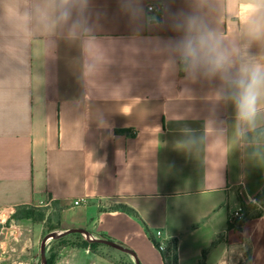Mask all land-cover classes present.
Instances as JSON below:
<instances>
[{"label": "crops", "instance_id": "0c3cea01", "mask_svg": "<svg viewBox=\"0 0 264 264\" xmlns=\"http://www.w3.org/2000/svg\"><path fill=\"white\" fill-rule=\"evenodd\" d=\"M149 1L162 3L163 19L146 12ZM141 3L146 15L133 22L122 0H90L99 47L86 52L34 21L25 27L18 16L34 14V0H0V212L53 202L58 233L83 228L135 254L73 245V233L55 239L66 242L55 264H264V207L229 228L264 187V142L237 146L219 81L168 70L164 45L180 36L172 16L189 0ZM244 12L243 0H229L219 16L226 40L237 38ZM210 122L223 138L209 125L199 149H185L184 130L203 137ZM149 234L172 245L171 257Z\"/></svg>", "mask_w": 264, "mask_h": 264}, {"label": "clouds", "instance_id": "9594fccd", "mask_svg": "<svg viewBox=\"0 0 264 264\" xmlns=\"http://www.w3.org/2000/svg\"><path fill=\"white\" fill-rule=\"evenodd\" d=\"M229 0H189L190 10L173 14L172 25L178 39L164 45L168 70L183 71L187 78L219 81L215 96L234 109L232 136L243 148L249 137L264 128V52L253 54L256 45L264 49V0H243L245 12L236 39L226 40L219 16L225 14ZM90 0H34V14L18 18L25 27L34 21L35 29L45 36L66 35L81 41L88 52L98 48L93 35L97 24L89 11ZM123 10L135 22L146 15L141 0H122ZM154 19V18H150ZM212 128L213 138L226 131L215 122L206 125L203 137L185 129L184 148L198 150Z\"/></svg>", "mask_w": 264, "mask_h": 264}, {"label": "rangeland", "instance_id": "374dc122", "mask_svg": "<svg viewBox=\"0 0 264 264\" xmlns=\"http://www.w3.org/2000/svg\"><path fill=\"white\" fill-rule=\"evenodd\" d=\"M256 205L257 209L250 214L260 210L264 201ZM25 211L35 215L45 213L50 218L49 225L56 224V204L53 202L48 207L34 205L28 209L14 208L0 212V264H43L41 241L46 234L58 231L50 230L46 226L39 230L31 220L19 218ZM62 244L53 238L49 239L46 244V258L53 257L55 249Z\"/></svg>", "mask_w": 264, "mask_h": 264}, {"label": "trees", "instance_id": "16d2710c", "mask_svg": "<svg viewBox=\"0 0 264 264\" xmlns=\"http://www.w3.org/2000/svg\"><path fill=\"white\" fill-rule=\"evenodd\" d=\"M249 140L264 142V128L259 130V134L256 137L253 138L250 136ZM262 201H264V187L256 195L254 203L247 205L246 203L241 202V216L237 217V218L230 219L229 228L230 229H241L245 220L251 215L250 213L252 211H254L255 209H257L256 204L259 202H262ZM54 204H56V203H54ZM30 207L31 206H29V205H25V206H20V207H16V208L17 209H28ZM263 207L264 206H262V208L260 210H258L257 212L253 213V215H259L262 212ZM110 209L122 210L124 212H128V213H131L134 215L137 214L133 209H131L130 207H128L126 205H114V206L110 207ZM59 211H60V208L56 204V212L57 213H56V224H55V226L49 225L50 218L45 213H40L38 215H35V214L31 213L30 211H25L23 213V215L19 218L31 220L33 223H43V225L46 226L47 228H49L50 230H54V229H57V223L59 220ZM47 223H48V225H46ZM74 235L79 237V241L77 243H72L73 245L80 246V247H90L92 249V248H94L100 244L98 242H88L86 240H83L81 234H79V233H75ZM149 236H150L151 240L154 242L155 246L159 249V242H157L150 234H149ZM101 238L107 239V237L103 236V235L101 236ZM60 241L63 244L66 243V242H63L62 239H60ZM214 245H215V243H214ZM172 250H173V248H172L171 244L166 245V248L164 250H160L162 258L165 259L167 257H171L170 255H171ZM54 254L55 255L53 257H47V264H55L57 255H56V253H54ZM205 255H206V251L203 252V256H205ZM173 259H174V257H173Z\"/></svg>", "mask_w": 264, "mask_h": 264}, {"label": "water", "instance_id": "95a60500", "mask_svg": "<svg viewBox=\"0 0 264 264\" xmlns=\"http://www.w3.org/2000/svg\"><path fill=\"white\" fill-rule=\"evenodd\" d=\"M73 233H79V234H82L83 236L86 235V239L90 242H98V243H102V244H106V245H110V246H113L121 251H124L126 253H129L131 255H134L135 254L133 253V251H131L130 249H127L126 247H124L123 245L113 241V240H110V239H105V238H96L93 236V234L86 230V229H83V228H73V229H69L65 232H61V233H58V232H50L48 234H46L42 241H41V258H42V261H43V264H47V258H46V244L48 242L49 239L53 238V239H59L65 235H68V234H73Z\"/></svg>", "mask_w": 264, "mask_h": 264}, {"label": "built area", "instance_id": "2783aa9c", "mask_svg": "<svg viewBox=\"0 0 264 264\" xmlns=\"http://www.w3.org/2000/svg\"><path fill=\"white\" fill-rule=\"evenodd\" d=\"M146 12L148 14H153L157 15L160 19H163L164 14H163V5L160 1H149L146 4ZM82 201L81 200H76L74 202L75 205H79ZM234 217H240L241 216V209L238 212H235ZM157 236L161 235L160 231L156 232ZM166 248V244L163 242H159V250H164Z\"/></svg>", "mask_w": 264, "mask_h": 264}]
</instances>
